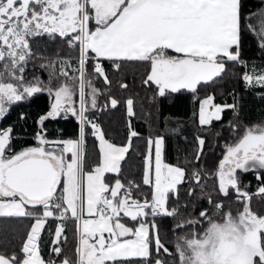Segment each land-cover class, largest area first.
Wrapping results in <instances>:
<instances>
[{"label":"snow or ice","instance_id":"1","mask_svg":"<svg viewBox=\"0 0 264 264\" xmlns=\"http://www.w3.org/2000/svg\"><path fill=\"white\" fill-rule=\"evenodd\" d=\"M45 35L59 38L68 49L66 56L38 57L47 61L39 65L49 69L46 83L26 75L38 56L32 41ZM246 35L264 50V9L246 12L244 0H0V119L12 105L47 92L53 102L39 117L41 126L68 115L79 122L75 138L50 141L41 127L36 144L18 152L11 145L12 127L0 129V218L33 221L18 252H0V264H264V215L251 209L252 196L239 178L254 173L258 193L264 194V125L242 126L240 133L230 122L233 141L223 145L211 192L203 182L209 178L205 169L193 167L189 175L186 166L166 163L164 137H149L142 185L150 191L139 194L141 184L120 178L121 162L139 135L131 121L127 142L118 145L89 116L101 94L95 81L110 84L105 60L116 68L121 62L147 63L143 83L154 84L160 96L180 90L195 94L200 85L220 77L228 63L245 69L241 78L246 86L264 88V66H249L242 59ZM197 102L201 126L236 108L215 103L213 95ZM119 103L108 94L104 107ZM124 103L133 117V99ZM88 129L99 149V162L90 170ZM196 142L199 162L206 140L198 136ZM106 174H115L114 181H107ZM186 183L189 200L181 205L180 188ZM217 192L234 195L242 210L235 216L226 212L222 222L212 218L209 208L196 212L195 205L188 216L181 215L193 197L206 199L219 213L224 205L214 199ZM162 218L175 219L169 231L180 233L171 246L160 234L157 221ZM49 221L54 229L47 227ZM69 221L76 234L71 257L63 250ZM45 230L51 238L48 259L41 249Z\"/></svg>","mask_w":264,"mask_h":264},{"label":"trees","instance_id":"2","mask_svg":"<svg viewBox=\"0 0 264 264\" xmlns=\"http://www.w3.org/2000/svg\"><path fill=\"white\" fill-rule=\"evenodd\" d=\"M244 8L246 12L249 10L254 12L257 9H264V3L261 0H244ZM32 45L34 52L38 56L34 57L27 66V78L40 77L46 83L49 69L41 68L39 65L47 61L38 57L55 58L58 52L61 56H66L68 53L67 46L62 44L59 38L52 41L47 35L34 38ZM169 54L172 55L174 53L170 50ZM242 59L249 66L252 64L264 66V50L257 46L256 40L251 35L245 36L242 47ZM103 66L110 84H104L102 78L95 81V86L101 90V94L98 97L97 109L90 110L89 116L101 126L105 132V137L118 145L127 142L128 122L129 120L131 121L133 130L139 135L133 138L131 148L125 160L121 162L122 172L120 178L125 183L127 180H135L137 184H141V192L139 194H147L150 191L149 186L142 185L143 159L149 137H164L163 158L165 162L173 165L178 164L182 167L186 166L189 175L193 167L205 169L209 173V178L203 182L206 190L211 192L217 183V178L213 174L216 171L219 159L222 158L223 145L226 142L230 143L233 141L230 122L239 127L240 133L244 130L242 126L264 123V88L246 86L241 78L245 69L239 64L228 63L226 65L227 70L220 77L215 78L213 82L200 85L195 94L187 90H180L176 93L167 92L164 96L158 95L154 84L146 85L143 83L146 78V72L149 70L147 63L121 62L120 67L116 68L112 61L105 60L103 61ZM89 71H91L90 66ZM122 85L127 87H122ZM108 94L120 101L116 108H112L110 105L104 107L108 103ZM207 95H213L217 104H235L236 108L225 109L220 121L214 120L209 126H201L198 123L199 103L197 101ZM178 96L188 99L186 103L187 113L184 115H163V104L173 105ZM128 98L134 101L135 115L133 117H128L126 112L124 102ZM52 102L49 94L42 92L10 107L9 112L13 108L25 107L27 112L30 110L37 114L34 121L35 132L32 135H12L11 145L15 152L28 146H34L36 144V134L41 132V127L43 128L42 134L46 136L47 126L61 119V117L48 119L41 126L39 117L50 110ZM68 116L76 129H78L79 122L71 115ZM198 136L203 137L206 140V144L200 161L195 162L194 150L197 146L196 138ZM85 152L86 170H90L99 162L97 141L92 137L90 129L86 130ZM186 160L191 163L186 165ZM254 176V173L240 174L239 178L244 185H248L246 190L252 196L250 201L251 209L258 215H264V194H259L256 191L260 185ZM106 179L107 181H114L115 174H106ZM188 187L189 185L186 183L180 188L179 204L181 205L189 200L185 195V190ZM196 194L197 196L200 195L199 189H197ZM214 199L224 205L219 213H216L213 206L207 204L206 199L197 200L193 197L187 209H180L181 215L188 216L189 213L193 212L192 205H195L196 212L202 207L209 208L212 218L222 222L226 212L231 211L232 214L236 215L238 211L242 210V203L237 202L234 195L224 197L217 192L214 194ZM32 222L27 217L0 218V252H7L8 254H11L13 250L18 252ZM157 222L160 224L161 236L171 246L175 235L180 234L169 231V227L176 222L175 219L162 218ZM206 226L205 224L204 227ZM47 227L54 229L55 223L49 221ZM196 230L202 231L203 229L197 227ZM66 235L67 242L63 244L64 255L71 257L76 244L74 222L69 221L67 223ZM50 239L47 230H45L42 233L41 243L42 255L45 259L49 258Z\"/></svg>","mask_w":264,"mask_h":264},{"label":"crops","instance_id":"3","mask_svg":"<svg viewBox=\"0 0 264 264\" xmlns=\"http://www.w3.org/2000/svg\"><path fill=\"white\" fill-rule=\"evenodd\" d=\"M188 99L178 96L173 105L163 104V115L174 114V115H184L187 113V103ZM184 103V106L182 104ZM181 106H180V105ZM180 106V107H179ZM199 123V121H198ZM200 125V124H199ZM46 138L48 140H62L67 138H75L78 134V129L74 126L72 120L69 116L62 117L59 121L50 123L47 126ZM159 137V136H157ZM155 138V137H153ZM98 147V141H97ZM147 149V148H146ZM99 150V149H98ZM167 163V162H166ZM170 164V163H169Z\"/></svg>","mask_w":264,"mask_h":264},{"label":"rangeland","instance_id":"4","mask_svg":"<svg viewBox=\"0 0 264 264\" xmlns=\"http://www.w3.org/2000/svg\"><path fill=\"white\" fill-rule=\"evenodd\" d=\"M182 106H184V103L182 104ZM22 113L24 114V119L20 118ZM36 116L37 114L33 111L28 110L27 112L25 107L13 108L3 119L0 120V129H5L11 126L13 129L11 135L13 136L23 134L32 135L35 132L34 121ZM261 125H264V123ZM256 191L258 192V189ZM233 216H235V214H233ZM10 234L11 236H13L12 233Z\"/></svg>","mask_w":264,"mask_h":264}]
</instances>
